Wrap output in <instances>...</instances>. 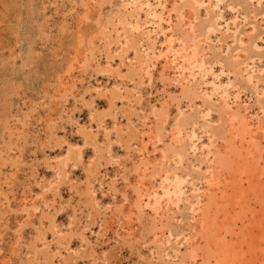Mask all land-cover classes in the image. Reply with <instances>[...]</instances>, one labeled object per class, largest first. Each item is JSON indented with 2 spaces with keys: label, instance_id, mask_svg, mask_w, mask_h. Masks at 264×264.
I'll return each mask as SVG.
<instances>
[{
  "label": "rangeland",
  "instance_id": "obj_1",
  "mask_svg": "<svg viewBox=\"0 0 264 264\" xmlns=\"http://www.w3.org/2000/svg\"><path fill=\"white\" fill-rule=\"evenodd\" d=\"M172 1L0 0V264H178L181 253L203 246L199 237L192 239L196 232L191 229L199 227L207 204L204 194L211 188L207 178L212 165L205 155L214 148L224 151L226 144L219 140L207 148L205 128L216 123L223 103L213 91L214 82L234 83L229 85V104L238 106L252 125H261L254 135L264 136V110L256 99L264 84V0L256 17L257 48L250 47L242 66L248 71L241 69L237 76L227 75L224 65L232 55L243 58L232 31L235 20L243 32L237 36L247 40L252 21H242L246 0H219L216 5L202 0L198 19H216L214 28L198 33L195 41L204 73L177 68L182 29L174 14L167 18ZM239 3V11L233 10ZM256 4L250 2L251 7ZM250 68L260 78L257 92L245 83ZM184 83L200 90L194 100L181 104L195 117V136L182 143V165L174 168L185 182L176 206H167L172 236L158 232L159 242L153 244L154 236L148 234L152 211L147 208L142 218L129 213L132 163L139 158L143 133L149 160L161 159L178 112L173 103L167 107L164 102L180 96ZM158 107L168 115L156 143L153 136L163 121ZM208 108V118L199 116ZM190 130L187 126L189 136ZM154 180L153 187L161 191L160 178ZM129 215L133 217L127 220ZM128 229L133 236L126 240Z\"/></svg>",
  "mask_w": 264,
  "mask_h": 264
},
{
  "label": "bare ground",
  "instance_id": "obj_2",
  "mask_svg": "<svg viewBox=\"0 0 264 264\" xmlns=\"http://www.w3.org/2000/svg\"><path fill=\"white\" fill-rule=\"evenodd\" d=\"M215 1L216 2L214 5H216L217 1L219 0ZM235 1L237 2V0ZM252 1L253 0H246V2L244 1L246 6L245 8L243 7L244 10L241 11L242 21H244V23H248V19L252 21L251 29L250 32L247 33L246 41L244 40L243 42L242 38L238 37L243 32L241 33L240 27L236 26V21H233L235 26L232 32L233 35L236 36L234 41L238 43L239 50H242L244 54L242 60H238V57L232 55L230 60L227 61V63L225 62L224 66L226 67L225 69H227V75L232 72L237 76V73H239L238 71L241 69L242 71H248V69H244L242 67L245 64L243 60L246 61L249 58L248 51L250 47L257 48L254 37H256V30L259 24L256 23V17L258 13H261L262 11L261 8H259V5H261V0H256L257 4L256 6H252L253 8L250 6V2L252 3ZM241 3L236 5V7H232V9L239 11ZM202 4V0H175L172 1L171 6L167 10V18L170 20V17L174 14L176 17V24L182 29V37L179 39L182 47L180 51H175V53H177L176 55L178 56V59L181 61L177 65V68L182 70L188 69L190 73H192L195 68L199 69L201 73H204L202 68L203 60L202 58H198L199 48L195 41L198 37V33L201 34V32H204V34H208L215 26L213 21H216V19L208 20V16L202 21L198 19L199 6ZM186 9L187 12L185 13ZM167 41L170 42L169 40ZM226 51L229 52L230 47H227ZM163 66L164 65H162V67ZM255 74L256 73L254 69L250 68V73L246 75L247 80L245 83L247 82L246 85H250L252 91L254 90L257 92L259 89L256 84L260 82V78H258ZM236 76L233 75V77ZM166 78H168V76H166L164 79ZM235 79H237V77ZM252 80H254V82H252ZM215 84L216 83L214 82L213 91L219 94V97L222 99L223 103L220 104L218 114L219 117L216 119V123H211L213 125L207 123L208 129L205 128V130L209 133V135H207L209 140L207 148L209 149L213 147V145H215L219 140H222V142L224 141V143H226L225 149L224 151H220L217 150V148H214L212 151L208 150V155H205L209 157V160L207 161H209L208 163L212 165V171L210 172L211 174L207 178L211 188H209L207 194H204L207 198V202L205 201L207 204L203 203L204 206L201 208V216L198 220L200 223H198L199 227L197 228L196 226L192 225L191 229L196 232L192 239L199 237L202 243L204 242V244L203 246L199 247H196V245H198L196 244L191 248H188L184 254L181 253L178 264H264V146L262 144V138L264 136H259V138L254 135L256 134L258 128L261 130V125L260 127L258 125H252L246 115L239 111L238 106L237 108H232L229 104L227 98L229 95L228 91L230 86H234V83L230 81L227 83L228 85L225 84L223 86L220 84ZM183 85L184 87L181 90L182 92L180 93V96H169L164 102L167 107L173 103L178 112L171 124V129L169 130L171 137L163 148L161 159L155 163L149 160L150 153L147 151V144L149 141H145L146 137H144L143 133L140 138L138 137L141 145V147L137 150L139 158L136 157L137 160L133 159L134 162L132 163L131 174L135 179L131 188L132 192H134V201L133 205L131 204L132 206L129 209V213L140 218L142 215L144 217V214H147V208L152 211L151 225L148 230V234H152L154 236L152 239L153 244L159 242L156 240L158 232H161L162 234L164 232H168L170 233V236H172L169 228V220L165 219V217L167 218V206L169 205L168 202H171L172 206H176L182 194L181 186L185 182V179L182 176H178L176 174L174 168H180L182 165L181 163L186 152V148H182V143L185 141V139L191 143V136H195L194 128L197 124V122L194 121L195 117L191 114L185 113L181 109V104L184 99L190 101L194 100L197 95L200 94V90H198V87L192 86L188 83H184ZM258 93L260 94L259 97H257L258 95L256 96V99H258L260 102L258 103L260 104L259 108L263 112L264 84L263 88H261ZM203 94L206 97H209L205 93ZM260 96L262 100L260 99ZM235 97H237V95H235ZM166 106L165 109L167 110ZM161 107L158 108L160 115H162L161 118H163V121L161 123V127L157 128V131L153 136V140L156 143L162 140V131L165 129V116L168 115L166 111H160ZM189 108H192V106L189 105ZM209 110V108L206 109L204 113H200L199 111V116L202 118L208 116ZM157 116L158 115H156V117ZM261 116L258 118V121H260ZM146 118L147 117H145V119ZM187 126H191V130L189 131L190 136L187 135L188 131L186 132ZM167 134L164 133L163 136H166ZM148 137L149 136H147V138ZM188 145H190V148L188 147V149H194L195 145ZM171 164L174 165V167H172ZM157 176L160 178L158 183L161 191L159 192L153 187L152 184V181L156 179ZM165 198L168 200L163 202ZM257 204L259 206L258 209H256ZM27 206L31 208V205H26V207ZM199 206L200 205H198V207ZM219 207H223L222 211L219 210ZM24 210L27 211V209ZM199 210L197 209V211ZM219 212H221V214H219ZM132 217L133 216H130L127 218V220H130ZM138 221H140V219H138ZM254 228L257 229V232ZM252 231H254L253 234ZM226 234H228L229 240L226 239ZM249 235H251V240L249 239L250 242L248 243L247 237H249ZM124 236V239L129 240L132 238L133 232L128 229V232L125 231ZM189 240L191 241V239ZM247 243L248 248L244 251L243 247ZM237 248L238 250H235ZM199 255L202 259L201 262H197ZM247 255L249 258H247ZM258 257H262L263 260L260 261Z\"/></svg>",
  "mask_w": 264,
  "mask_h": 264
}]
</instances>
